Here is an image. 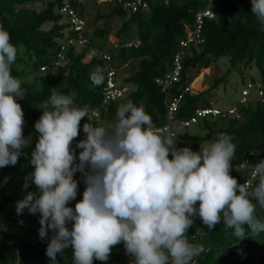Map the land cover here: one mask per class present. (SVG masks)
Segmentation results:
<instances>
[{
  "label": "clouds",
  "instance_id": "obj_1",
  "mask_svg": "<svg viewBox=\"0 0 264 264\" xmlns=\"http://www.w3.org/2000/svg\"><path fill=\"white\" fill-rule=\"evenodd\" d=\"M250 3L264 31V0ZM17 56L9 32L0 25V168L15 165L32 140L22 135L23 112L17 102L26 89L11 75ZM89 79L100 86L103 69L96 66ZM75 95L53 89L39 107L29 154L32 171L26 176V184L36 191L15 204L17 215L24 209L39 214L41 239L52 232L45 247L50 264L67 249L73 264L106 262L119 243L131 258L129 264H196L204 248L186 235L193 217L209 231L223 223L237 240L247 236L246 229L264 233V220L256 214L264 209V158L243 162L256 181L250 188L229 174L236 148L231 135L220 132L198 151L176 148V138L156 130L142 104L120 103L112 121L101 125L88 119ZM82 118L88 122L81 128ZM80 130L85 135L75 143L76 153L72 142ZM77 172L84 188L81 199L69 207L77 195Z\"/></svg>",
  "mask_w": 264,
  "mask_h": 264
},
{
  "label": "trees",
  "instance_id": "obj_2",
  "mask_svg": "<svg viewBox=\"0 0 264 264\" xmlns=\"http://www.w3.org/2000/svg\"><path fill=\"white\" fill-rule=\"evenodd\" d=\"M68 1L85 22L83 36L88 44L84 47H78L75 43L68 44L63 51V59L59 62L57 54L61 45L68 39L76 38V33L69 29L59 13L60 2L0 0V25L9 32L10 42L17 47V58L37 74L35 82H29L23 68H11V75L19 78L22 81L21 86L26 89L24 99L17 102L23 112L22 135L30 136L32 140L28 147L21 149L15 165L0 168V209L4 203L21 200L28 192L36 191L35 185L26 184V176L32 171L29 154L34 148L37 135L33 130V123L41 114L39 107L47 102L53 89L66 95L74 92L75 102L88 110V116L98 112L105 122L112 121L115 109L120 103L132 100L136 104H142L155 127L170 126L172 131L164 134L176 138L175 147L199 149L203 142L213 139L216 134L227 133L233 137L232 142L236 145L229 174L238 183L244 181L247 174L237 169V165L255 150L260 154L250 157L252 164L264 158V101L251 99L245 105H231L237 106L236 116L233 117L199 118L189 127H194L197 133H186L185 137H178L177 131L182 128L178 124L172 128L173 124L166 116V100L180 94L191 83V76L198 70L208 69L220 60L227 61L230 67L226 72L235 71L243 85L246 81L243 70L251 67H254L256 77L248 80L259 79L264 82V31L250 12V0H214V18L203 19L201 26L203 43L189 45L184 49L179 48V42L185 38L186 31L194 28L195 15L205 5L203 0H168L167 3L163 0H146L147 9L132 14L121 10L112 0L99 5H96L97 0ZM89 3L91 6L105 8L108 13L96 11L95 18L86 21L85 14ZM114 17L122 19L120 28L115 32L118 42H137L136 47L123 48L118 44L117 48H107L106 26ZM97 20L103 21L104 27L95 28L89 35L86 25L93 26ZM91 51L109 55L112 60L109 66L114 70L124 64L133 67L132 73L120 83L116 80L115 71L114 79L118 86L132 87L118 101L102 105L108 69L101 60L92 55L85 60ZM177 53L181 54L178 81L162 91L155 81L173 70ZM96 66L103 69L105 76L100 86L93 85L89 79L90 71ZM41 68L44 70H40ZM221 82L224 84L226 79L217 80L203 92L184 93L174 114V121L188 120L195 115L196 110L209 107V93ZM82 125L80 123L81 128ZM81 134L82 130L78 131V136L72 142L76 153L80 150L75 149V143ZM256 214L264 220V209L258 208ZM37 215L39 214H35ZM1 216L5 217L4 213H0ZM7 217L20 230L25 231L31 230L29 225L38 222L34 217L32 222L26 220V226H21L18 222L20 218L11 214ZM245 231L247 236L237 240L230 229L224 228L223 223L215 225L209 231L198 217H193V224L186 235H194V243L203 245L204 251L196 257L198 264H264V233L252 234L247 229ZM47 242L35 245L30 238L20 233L2 229L0 264H50V258L45 255ZM130 259L125 254L122 243H119L112 246L106 262L93 259L92 264H129ZM56 264H73L71 249L62 254L58 253Z\"/></svg>",
  "mask_w": 264,
  "mask_h": 264
},
{
  "label": "built area",
  "instance_id": "obj_3",
  "mask_svg": "<svg viewBox=\"0 0 264 264\" xmlns=\"http://www.w3.org/2000/svg\"><path fill=\"white\" fill-rule=\"evenodd\" d=\"M60 2V9L59 13L64 17L65 22L69 25V29L76 33L75 39H68L66 42H64L60 47V52L57 54V57L59 59V62L63 59V51L66 49L68 44H76L78 47H84L88 44V40L83 36V32L85 31V22L84 20L79 17L78 13L70 6L68 0H58ZM110 0H97L96 5L107 3ZM121 7V10L126 12L127 14L136 13L138 11H144L147 9V3L146 0H112ZM205 5L204 8L201 9L199 12L195 15V26L192 30H188L185 33V38L179 42V48L184 49L187 48L189 45H199L203 43V40L200 35L201 26L203 23V19H213L214 14L212 11L213 8V2L214 0H203ZM164 3H167L168 0H163ZM118 44L121 43H115L113 44V48H117ZM136 47L137 42H124L120 45V47L123 48H129V47ZM180 53H177L174 57V67L171 72L166 73L163 75L162 78L157 79L155 82L161 87L162 91H165L167 87L171 86L173 83H176L178 81V74L180 70L179 65V59H180ZM99 60H101L107 67V73H106V82L103 89V99H102V105H106L109 102L118 101L120 98H122L125 94L124 88H121L116 83L114 77H115V70L110 67L109 65L112 64L111 57L107 54H101L99 56ZM55 64H58L56 62ZM40 70H44V68H41ZM190 85L186 86L180 94H178L176 97H173L172 99L166 100V107H167V119L171 124H178L180 128L185 129L189 128L191 125L195 124L199 118L204 117H212V118H225V117H233L236 116L237 106L245 105L248 103L249 100L253 99L255 101L263 102L264 101V82L257 79L255 81L252 80H246L244 85L242 86L240 90L239 99L236 103L237 106H230L226 108H219L217 107L213 102L210 103L209 107L198 109L195 111V115L192 116L188 120H181L179 122L174 121V114L177 111V108L179 106V102L182 98V95L184 93L190 92ZM90 120L96 121L101 125H104V120H102L100 114L98 112H93L91 115L88 116ZM95 125V122H91ZM155 127V126H154ZM156 130H158L161 133H165L169 131L171 128L170 126H166L164 128H158L155 127ZM172 131V130H170ZM84 133L80 135L79 140L84 138ZM173 136V135H172ZM252 156V153H249L246 158H244L240 164L238 165V169L242 172H246L247 177L244 181H241L240 184L248 185L250 188L254 185L256 182L253 180L250 176V171L247 167L244 166L243 162H247L249 164L251 163L250 157ZM35 220H39V215L35 216ZM18 222L21 226H26L27 223H25L23 220L18 219ZM190 242H195L194 235L189 236ZM195 244V243H194ZM196 259V264L197 258Z\"/></svg>",
  "mask_w": 264,
  "mask_h": 264
},
{
  "label": "rangeland",
  "instance_id": "obj_4",
  "mask_svg": "<svg viewBox=\"0 0 264 264\" xmlns=\"http://www.w3.org/2000/svg\"><path fill=\"white\" fill-rule=\"evenodd\" d=\"M86 9H87L86 14H85L86 21H91V19L95 18L96 11H99V13H102V14L108 13V11L105 8L91 6L90 3L87 4ZM121 24H122V19L119 17H114L107 23V26H106L107 31H108L107 38H106L107 48H110L111 46H113V44L118 42V40L115 37V32L120 28ZM86 26H87L86 28L89 31V35H90V33H92L95 30V28H101L102 26L104 27V23L101 20H97L93 26L92 24L86 25ZM45 28L47 29V27ZM96 53H101V52L91 51V54H88L85 60H88L92 54H96ZM24 64L25 62L20 61L17 58L16 63L13 66L17 69L23 68L26 73V79L29 82H35V78L37 77V74L31 71L30 66L28 65L26 66ZM229 67L230 66L226 60H220L219 62L211 65L208 69L198 70L196 73H194L191 76L192 80H191V83L189 84L190 92H192V94L203 92L209 89L214 84V82L223 78V79H226V82L224 84L222 82L219 83L215 89H212L210 91L209 101L213 102L219 108H226V107H229V105L231 106L233 104H236L239 99V91H240V88L243 86V82L241 81L239 75L235 71H231L229 73L226 72ZM115 71L117 73L116 80L118 83H120L122 79L126 78L130 73H132L133 67L129 64H124V65L118 66ZM242 74L244 76V81L248 79H253L256 77L255 76L256 72H255L254 67L243 70ZM123 88L125 92H128L132 87L129 85ZM85 122H88L87 118H82L80 121V123H85ZM110 122L104 121V123L106 124ZM175 125L176 124H173L172 128H174ZM33 130L35 129L33 128ZM186 133H189V134L197 133V131L194 130V127L193 128L191 127L188 130L179 129L177 131V136L185 137ZM176 148H180V147L177 146ZM198 150L199 149H193L192 151H198ZM73 178L77 181V195L74 201H70L68 203L69 207H73L75 202L81 199V193L84 188L83 182L80 179L79 172L75 173ZM15 204H16V201H9V202L4 203L3 207L0 209V213L1 214L4 213L5 215V217H2V216L0 217V230L6 229L12 233H17V234L20 233L26 236L27 238H30V241L33 242L35 245L39 244L40 242H43V243L47 242L48 237L52 235V232L48 231L47 236L44 239H41L38 235V228L40 227L39 222L29 225L31 230L25 231V230H20V227L16 226L8 219L7 217L8 214L14 215L15 217H18L25 222L26 220H28L29 222H32L35 217V214L28 213L27 209H24L20 215H17L15 212Z\"/></svg>",
  "mask_w": 264,
  "mask_h": 264
}]
</instances>
